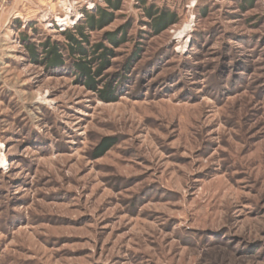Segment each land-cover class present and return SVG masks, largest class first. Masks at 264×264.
<instances>
[{
  "label": "rangeland",
  "instance_id": "obj_1",
  "mask_svg": "<svg viewBox=\"0 0 264 264\" xmlns=\"http://www.w3.org/2000/svg\"><path fill=\"white\" fill-rule=\"evenodd\" d=\"M0 264H264V0H0Z\"/></svg>",
  "mask_w": 264,
  "mask_h": 264
},
{
  "label": "trees",
  "instance_id": "obj_2",
  "mask_svg": "<svg viewBox=\"0 0 264 264\" xmlns=\"http://www.w3.org/2000/svg\"><path fill=\"white\" fill-rule=\"evenodd\" d=\"M103 1L105 2L106 7L112 10L113 9L118 10L122 2V0H103ZM82 13H83V18L72 28V30L69 29L65 33H63L65 38L71 44H73V46L66 45L65 47L67 49H70L68 50L70 51V53L77 52L83 55L87 53H91V51H92L91 54H94V52L97 53L101 49L102 50L100 51L101 53L98 54L97 56L102 61L101 65H103L104 62L106 61L105 56L107 55V52L110 51L108 48L106 47L101 48L102 46L101 44H96L94 45L93 49L92 48L86 49L81 44H86L88 42L89 35L85 33L86 30L91 31V30H97V29L103 28L108 22H110L112 18V13H110L108 9H103L99 6L96 7L94 11L84 10ZM147 15L154 16L152 18L153 22H155L154 27L164 26L166 28L167 26H170L171 24L175 23V14L170 11L162 10V11H156L152 13L148 11ZM106 38H108L111 42L115 43L113 36L109 35ZM37 47H41L43 49L42 51L43 55L41 57L46 60V64H53V63L61 64L62 63V60H61L62 56L59 53L61 50H64L62 46H59L55 44L54 42L51 43L50 41H47V42L41 43V45ZM28 48L29 50L34 52L35 46L32 44L28 46ZM88 63L89 61L80 59L75 63V68L79 70L85 76L87 83H90V82L92 83L93 80L90 75L91 74L90 69L87 66ZM105 144L106 145H104V148L100 152H103V150H106L108 144L107 143Z\"/></svg>",
  "mask_w": 264,
  "mask_h": 264
}]
</instances>
